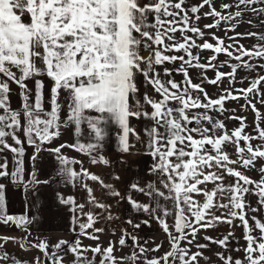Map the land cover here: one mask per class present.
Instances as JSON below:
<instances>
[{
    "label": "snow or ice",
    "instance_id": "obj_1",
    "mask_svg": "<svg viewBox=\"0 0 264 264\" xmlns=\"http://www.w3.org/2000/svg\"><path fill=\"white\" fill-rule=\"evenodd\" d=\"M209 4L211 0H203L200 5H191L189 10L197 14ZM233 8L236 11H230ZM223 9L227 15L214 7L204 13V17L217 18L214 24L204 27L239 22L245 18L246 10L264 16V0H235L234 4L223 3ZM190 19L186 0H0V76L6 78L0 79V110L3 112L0 114V153L10 150L13 154L11 171L7 157L0 163V179L7 178L14 189L23 185L25 190L32 191L35 189L30 186L50 184L56 177L65 185L79 186L86 193L83 202L59 192L56 199L72 213L71 223L77 237L85 235L93 240L99 239L95 233L103 231L95 227L101 218L119 219L113 216L111 205L97 199L87 183L99 182L108 196L121 201L126 199L133 210L148 217L139 222L127 219L126 223L132 229H140L141 225L150 227V220L155 221L167 233L170 244L169 251L149 259L147 253L159 251L161 245L153 249L140 246L136 236L124 229L119 245L125 246V237H129L133 251L119 261L113 256L111 242L104 249L99 245L84 248L79 238L71 243L61 240L51 251L46 242L37 240L30 247L40 250L42 257L21 261L4 251L0 252V261L4 264L10 261L11 264H63V255L72 253L75 257L72 264H96L97 254L99 264H198L202 252L190 254L188 248L181 247V241L192 245L201 229H215L220 224L231 226L238 219L247 233L246 246L235 249L244 252L243 260L224 255L231 231L222 238L205 236L204 240L221 248L216 254L221 264H264V222L251 217L260 233L259 238L254 237L245 211L246 208L251 212L258 211L245 203L246 194L256 195L258 204L264 206V167L259 169V181L236 168L238 165L248 169L257 159L264 160V127L260 126L264 115L250 98L252 94L264 104V74L251 79L248 87L235 90L239 95L226 91L212 99L199 83H192L186 67L202 69L201 79L212 85L226 75L230 83L234 82L238 69H264V64L255 65L243 60L245 56L264 60V33H238L237 37H257L261 43L253 45L251 50L237 45L234 55L224 46L223 40H218L215 47L209 42L197 44L183 35L184 42L177 41L173 35L177 31L191 32L204 39L205 33L198 26L188 27ZM200 19L201 15L195 16L196 21ZM178 24L183 27L178 28ZM230 30L235 31V28ZM193 48L212 50L214 54L207 65L199 63L200 57L193 55ZM180 51L187 59L185 55L166 54ZM221 52L241 63L231 64L227 74L220 72L212 61H216V54ZM177 61H180L179 68H163V75L168 79L162 80L156 66ZM224 66H228V61L220 65ZM206 67L215 70L214 79L205 76L203 69ZM173 72L183 74V87L171 78ZM43 77L49 79L47 107ZM9 81L21 90L19 109L11 107ZM26 81L34 82V90ZM149 89L160 98L153 97ZM194 90L203 93V102L199 95L193 96ZM240 98L246 101L244 107L251 108L256 114L255 135L245 132L243 117H229L240 121V126L229 132L221 120H214L208 114L216 110L223 115L225 100ZM193 108L205 111L189 115ZM133 118L150 122L143 131L148 154L153 160L150 172L156 176V181L145 186L132 183L128 191L142 193L147 202L121 195L111 183L85 169L79 160L62 153V149L72 148L90 157L93 164L107 166L110 161L100 153L110 135L124 153L131 147L130 136L140 139L137 130L130 125ZM69 127L74 132V143L45 147L61 136L62 128ZM21 130L24 140L19 136ZM25 143L34 148L27 177ZM228 148L233 151L232 157ZM43 151L54 158V175L41 180L34 165ZM77 164H80L79 170L74 167ZM114 179L120 178L115 176ZM196 197H202V200ZM169 218L173 221L171 230ZM34 222L35 217L26 213L7 212L6 185L0 183V224L14 225L27 234ZM89 229L92 232H88ZM26 239L27 235L19 241L22 247H28ZM4 241L8 242V238ZM65 245L67 251L61 252ZM195 246L204 249L208 244L197 243ZM0 248H3L2 244ZM88 251L94 254L92 258L85 255Z\"/></svg>",
    "mask_w": 264,
    "mask_h": 264
},
{
    "label": "rangeland",
    "instance_id": "obj_2",
    "mask_svg": "<svg viewBox=\"0 0 264 264\" xmlns=\"http://www.w3.org/2000/svg\"><path fill=\"white\" fill-rule=\"evenodd\" d=\"M174 2H178V0H174ZM203 3V0H186V10L190 16V23L188 27L193 25L198 26L202 31H204L205 36L204 39L201 40L196 34L185 31L183 34L180 31H177L173 35L176 40L179 42H184L182 39L183 36H188L192 40H195L197 44H202L203 42L213 43L214 47L218 46V40H223L224 46L227 47L228 51H233L234 55L236 54L235 49L236 46L239 45L243 47L245 50H251L253 45H257L261 43L257 37H237V34L243 33H264V16H257L253 14L250 10H246L245 18L239 22H231V23H223L221 22L219 27L205 28V25H211L215 23L214 17H204V13H207L211 10V8H215L217 11L221 12L223 15H227V12L223 9V3L234 4L235 0H211V4L204 5L200 12L197 14H193L190 12L191 5H200ZM230 11H236L235 8ZM196 15H201V19L199 21L195 20ZM168 19H171L170 17ZM178 19V18H177ZM251 21V25L249 24ZM178 28L183 27L182 24L177 25ZM234 27L235 31H231L230 29ZM165 43H169V41L165 40ZM193 55H199L200 60L199 63L207 65L210 57L214 54L212 50H203V49H192ZM142 54H146L142 52ZM168 55H185L183 51L180 52H171L166 53ZM217 55V60L212 61L215 64L220 72L225 74L229 73L231 70V64H238L241 61H236L234 58H229L225 52H221ZM185 59L187 56L185 55ZM243 60H247L252 64L260 65L264 64V60L259 58H249L247 56L243 57ZM225 61H228V66L220 67ZM196 61H193L195 64ZM157 71L161 72V79L166 80L168 77L163 75V68H179L180 61H177L175 64H165L156 66ZM188 76L191 79L193 84L199 83L201 87L204 88V91L208 94L209 98L215 99L218 98L219 95H224L226 91H232L234 95H239L238 91L241 88L248 87V83L251 79H254L257 75L264 74V69L259 67L255 68L254 71H250L247 68L238 69L235 74V81L230 83V78L226 75L221 78V80L216 84L212 85L207 83L206 80H202L199 73L202 69L197 67H188ZM15 71V70H14ZM205 76L208 79L215 78V70L206 67L203 69ZM176 80L178 83H181L183 87L184 76L182 73L173 72L171 77ZM0 79H6L5 77L0 76ZM45 80V106L47 107L48 100V91H49V79L47 77H43ZM142 81V77H139ZM29 88L34 90V82L26 81L25 82ZM10 84V93L9 98L11 102L12 109H19L20 107V88L14 82L9 81ZM143 85L141 84V93L143 92ZM150 94L153 97L159 99L160 96L158 93L152 92L149 89ZM140 95V94H138ZM199 95L201 101H204L203 93H200L196 90L193 91V96ZM250 98L256 104V108L259 112L264 115V104L259 102L260 98L250 94ZM63 99V97H62ZM175 102H172L174 104ZM246 101L243 98L237 100H225V112L221 115L218 111L212 110L208 114L212 115L214 120H221L226 129L231 132L240 126V121L235 119H229L230 116L235 117H243L245 118L243 123L245 125V132L249 134L255 135V124L256 114L251 110V108H246L244 105ZM147 107V106H146ZM150 110V108H149ZM204 109L193 108L189 111V115L195 112H203ZM0 114H3L2 110H0ZM61 118L63 119V112L61 113ZM148 121H145L143 118L140 120L131 119L130 125L133 126L137 132L139 133L140 139L136 140L134 137H129V143L131 147L127 153L121 152L119 149V145L116 143L115 138L111 135L105 142L104 149L102 151V155L105 156L110 161L109 165L103 164H93L91 162L90 157L87 155L80 153L72 148H64L62 149V153L68 156L70 159L79 160L83 167L88 171L101 176V178L106 183H111L113 187H115L118 191L121 192V195L127 196L131 195L138 202H147V197L142 196V193L135 191H128L130 184L137 183L141 185V177L138 175V172H141L143 168L149 166L148 163L152 165L153 160L152 157L148 154L147 151V137L143 131V129L149 126ZM206 123V122H205ZM194 125H189V127H193ZM260 126L264 127V121L260 122ZM20 139L24 140V136L21 130L19 134ZM199 138V137H196ZM10 144L12 143L9 138L8 141ZM75 142L74 132L69 128L61 129V136L53 141L52 144H46L45 147H56L61 143L72 144ZM255 143V142H254ZM25 176L27 177L28 172L31 170L32 165H30L29 160L32 154L34 153V148L25 143ZM230 157L233 156V151L231 148H228ZM139 156V157H138ZM4 157H7L9 161V171L12 168L13 154L10 150H5L0 153V163L3 162ZM54 163V158L47 151H43L39 154V158L35 162V169L39 173V179H48L50 175H54V170H52V165ZM77 170L80 168V164L74 166ZM264 167V160L257 159L253 167H249L248 169L241 168L240 166H236L237 170L242 171L245 175H248L251 179L259 181L261 179V173L259 169ZM147 171V170H146ZM135 172L137 173L135 179ZM148 172V171H147ZM154 175V174H153ZM119 176V180H115L114 177ZM155 176V175H154ZM156 181V176L151 182ZM0 183H4L6 185V210L9 214H28L29 216L35 217V222L31 224V226L27 230V234L24 231H21L16 226H9L0 224V244L3 245V248H0V252L6 251L8 254L15 256L21 261H34L36 257H42L43 253L35 248H31L30 246L39 241H44L49 245V250L51 251L52 246L57 242L64 240L69 243L73 242L77 238H79L81 246L84 248H94L99 245L102 249L107 248L110 242L113 244V256L119 261L124 257L131 255L133 251L132 240L129 237H125L126 245L120 246L119 240L122 237L123 230L127 229L132 232L133 235L137 238V243L140 246H143L147 249H153L156 245H161L159 251H149L147 256L149 259L153 257H159L163 255L166 251L170 250L169 238L167 233H165L160 225L150 220L151 226L141 225L140 229H132L131 225L126 223L127 219L131 218L134 222H139L142 219H148V217L143 213H138L131 208V205L127 202V200H119L115 197H110L106 194V190L99 185L96 186L93 181H88L90 187L94 184L93 193H97V199L102 202L108 203L111 205V212L114 217H119V219L107 220L105 218H101L96 224V228H102L103 231L100 233H95L99 237L98 240L89 239L85 235H80L77 237V233L73 231L74 225L71 223L72 213L68 210V207L58 203L56 199V193L59 192L61 195L73 196L77 200V202H83L85 200L86 193L79 186L71 187L69 185H65L60 181L59 177H56L52 183L50 184H40L39 186H30L35 190H25L23 185H18L14 189L13 186L8 182L7 178L0 179ZM93 183V184H91ZM147 183V180H146ZM211 187V185H209ZM38 194V198H37ZM197 199L202 200V197H196ZM258 198L253 194H246L245 203L250 205L251 207L258 208V211L251 212L248 208L245 209L247 212V217L249 219V226L254 229L252 231V235L254 237L259 238V230L255 229L254 221L251 217L255 216L257 219L264 222V206L258 204ZM97 211H100L97 209ZM170 224L173 223L172 219L168 220ZM78 231V229H77ZM232 232V236L229 239L227 250H224V255H231L233 259H241L244 258V252L235 251V249H243L246 246L245 235L246 230L241 226L238 219L233 221L231 226L227 224H220L215 229H201L196 234V240L192 245H188L186 241H181V247H185L189 249L190 254L196 253L197 251L202 252V256L198 257V264H221V261L217 257V253L221 252V248L212 244L208 241L204 240L205 236H211L213 239L222 238L224 235H227L228 232ZM88 232H92V229H89ZM25 235H27V239L25 244L28 247H22L19 241H21ZM4 238H8V242L5 243ZM191 239V237H189ZM208 244V247L204 249H197L196 244ZM67 251V245L63 246L61 252ZM85 255L89 258H92L94 254L91 251L85 253ZM74 254L67 253L63 255V264H72L74 260ZM96 264H99L100 256L95 255ZM0 264H4V262L0 261ZM11 264V261L9 262Z\"/></svg>",
    "mask_w": 264,
    "mask_h": 264
},
{
    "label": "crops",
    "instance_id": "obj_3",
    "mask_svg": "<svg viewBox=\"0 0 264 264\" xmlns=\"http://www.w3.org/2000/svg\"><path fill=\"white\" fill-rule=\"evenodd\" d=\"M139 157V156H138ZM148 167L146 168V170L148 171H146L145 170V168H143L142 169V171L141 172H138V175L141 177V186H145L147 183H149V182H151L154 178H155V176L150 172V169H151V164L150 163H148ZM97 175V174H96ZM136 175H137V173L135 172V179H136ZM99 176V175H98ZM101 177V176H100ZM146 180H147V183H146ZM96 186H98L99 185V182H93ZM93 183H91V184H93ZM92 185V188H94V186L95 185ZM139 185H140V183H139ZM95 196H97V193H93ZM142 196H144L143 194H142ZM79 202V201H78Z\"/></svg>",
    "mask_w": 264,
    "mask_h": 264
}]
</instances>
